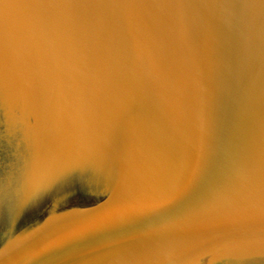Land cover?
I'll use <instances>...</instances> for the list:
<instances>
[{
    "label": "water",
    "instance_id": "obj_1",
    "mask_svg": "<svg viewBox=\"0 0 264 264\" xmlns=\"http://www.w3.org/2000/svg\"><path fill=\"white\" fill-rule=\"evenodd\" d=\"M0 264H264V0H0Z\"/></svg>",
    "mask_w": 264,
    "mask_h": 264
}]
</instances>
